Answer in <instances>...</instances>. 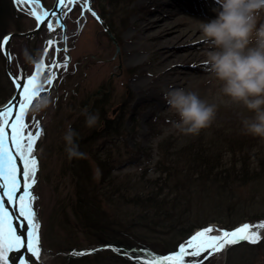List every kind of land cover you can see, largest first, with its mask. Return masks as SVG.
I'll return each mask as SVG.
<instances>
[{
	"label": "rangeland",
	"instance_id": "1",
	"mask_svg": "<svg viewBox=\"0 0 264 264\" xmlns=\"http://www.w3.org/2000/svg\"><path fill=\"white\" fill-rule=\"evenodd\" d=\"M6 2L7 0H5ZM79 2V6L68 4L66 7V22L68 24V15L71 14L70 16H72L75 25H73V29L67 26L66 36L68 40L64 48L62 47L63 32L59 30L56 39L59 41L60 52H55L56 46H53L51 52L55 56H51L50 64L56 58L62 64L64 59L71 57L66 70L64 67H59L60 74L57 75L58 80L55 79L58 87L55 85L52 89L51 85L48 84V90L54 97L55 103L39 116L34 117L28 111L25 117L33 132L39 126L45 129V133L36 142V152L34 154L40 162V168L36 173L37 183L33 185V191L37 197L34 207L41 222V257L48 264H60L56 260V252L65 244L86 247V245L89 246L88 242L90 240L97 241L100 239L99 231L93 230V233L88 234L81 225L76 223V219L70 212V204L75 201V192L74 182L69 175L71 160H69L65 150L66 142L64 139V133L69 124L78 132L77 137L84 139L87 143V149L91 151L87 152L85 164L92 173L93 179L98 184H103V181H101V168L93 157V155H99L103 159H107L105 161L106 173L112 171L115 176L114 179L119 182L124 180L128 183L129 181H138L137 178L140 176H144L145 179H153L158 176L156 162L162 153L159 143L163 139L171 137L170 144L177 147V149L190 139L201 140L208 147V144L212 145V141H216L219 135H222L217 134V132L228 134L235 129H239L240 122L243 123L245 117L254 115L243 104H236L222 97L221 84L210 71V66L201 62L198 63L195 58L191 57L182 62L183 66L204 75L196 83L194 82L195 78L182 72V75L187 76L190 80H182L177 86L186 88L189 91H196L207 101L217 103L218 110L211 125L202 129L199 134L186 135L180 133L174 127V121L179 118L178 114L167 103L165 97H162V93L172 86L171 82L163 77L162 70L165 67H158L153 69V73L150 72L152 55L150 49H147L144 58L136 63L122 62V57L127 56L129 46H132L139 39L140 30L136 23L146 13V8L150 11L155 7L156 0H112V4L109 0H89L90 9L84 7V0H79ZM157 2L163 3L169 2V0H157ZM204 3L206 7H211V9L218 6L216 0H208ZM193 5L189 0H184L176 7L163 6L161 11L167 13L172 12L174 8L182 7V10L185 11L177 13L175 19H171L172 22L178 23L181 20L198 17V13L192 11ZM69 8L72 10L68 11ZM4 9L6 10L3 17L4 25H1L0 35L7 31L24 30L34 26L33 20L22 16L18 18L12 14L9 11L8 4H5ZM93 10L96 11L99 19L92 14ZM162 16V14H157L154 17L159 18ZM87 22H89V26L91 25L92 35L97 39V44H91L86 38L88 35L87 29L89 28L86 29ZM154 25L155 22L149 28L157 29ZM105 26L111 30V35L107 32ZM168 29L170 27L167 26L160 29L158 35L162 37L167 34L170 35L171 31L167 32ZM191 38L187 37L185 43H190ZM15 40L17 45L13 48L17 53H20L25 40L19 38ZM100 62H106V64L112 62L116 71L108 70L103 76L102 74L91 76V73H88L90 67ZM193 72L191 75L195 73ZM143 78H147L150 83L145 87L147 88L146 96L143 95L144 92L140 85V80ZM13 92L14 89L6 77L5 64L0 58V104L11 97ZM85 108L92 112H99V125L93 128L87 126L85 123ZM103 117L111 119V125L117 127V129L106 130ZM33 118L42 119V123L40 125L33 124ZM234 133L236 132L231 134ZM220 147L225 148L223 145H220ZM211 148H215V145L209 149ZM257 151L258 149L254 150V152ZM228 152L227 155H230L231 152ZM261 153L264 157V151ZM230 160H228V163H230ZM228 195L238 200L237 202L245 204L246 210L240 215L249 214L247 217H242L243 219L234 222L233 225L242 222L241 224L250 223L255 226L264 221V180L240 185L223 194V196ZM214 196L218 195L213 193L207 199L209 204L211 203L210 199L212 200ZM198 205L200 206V201H198ZM105 208V215L109 218L107 221L112 224L105 225L106 227L102 226L105 227L103 230L110 231L114 229V232L119 236L127 235L128 231L131 235L142 234L156 242L155 244L148 241V246L151 249H161L164 242L174 246V243L177 242L176 239L179 240V238H176L177 235L170 233L171 228H160L164 233L156 234L146 228L149 223L148 220L139 222L140 219L138 218L131 225L126 226L127 228L117 230L119 228L115 224H118L119 220L133 217L131 215L139 212V209H132L130 205L127 209L123 207L124 212L117 205L113 207L107 205ZM195 216L198 217V215ZM229 217L232 220L233 217L231 215ZM143 224L145 225L143 226ZM171 225L173 224L170 222L168 226ZM209 225H212L214 230L218 228L230 229L233 226L229 225L227 227L219 221H212ZM124 229L125 231H123ZM261 235L264 236V229L261 231ZM94 247L96 246H92V248ZM139 250L137 248L129 251L139 252ZM205 255H207L206 252L202 253L201 257ZM238 255L237 253L236 256H232L229 263V251L224 248L208 256L203 262L206 264H243L240 262ZM240 256L243 257L241 254ZM186 259L190 258L186 257ZM256 259L255 264H264L263 250L258 252Z\"/></svg>",
	"mask_w": 264,
	"mask_h": 264
},
{
	"label": "trees",
	"instance_id": "2",
	"mask_svg": "<svg viewBox=\"0 0 264 264\" xmlns=\"http://www.w3.org/2000/svg\"><path fill=\"white\" fill-rule=\"evenodd\" d=\"M5 4H7L5 0H0V29L1 25H4ZM9 11L13 14L11 7ZM0 58L3 60L1 53ZM6 77L12 86L10 78L7 75ZM103 122L106 124V130L117 129L111 125V119L103 117ZM233 132L236 133L231 134ZM218 133L222 135H219L216 141H212V145L208 144V147L201 140L190 139L177 149L170 144L171 137L163 139L159 143L162 153L156 162L158 176L153 179L140 176L137 178L138 181L119 182L114 179L112 171L105 172L107 159L93 155L101 168V181L103 184L106 183L98 184L85 164L86 156L72 159L69 175L74 182L75 201L70 204V212L76 223L88 234L93 233V230L99 231L100 239L90 240L89 246L86 247L65 244L56 252V260L60 264H135L132 257L124 254L126 250L139 248V252H131L134 257L145 248L151 249L148 241L156 244L151 238L142 234L131 235L128 231L127 235L119 236L114 229L103 230L105 225L112 224L107 221L109 218L105 215L107 205L108 207L117 205L123 212V207L127 209L129 205L132 209H139V212L131 215L133 217L119 220L120 222L115 224L119 228L117 230L127 228L126 226L131 225L137 218L140 219L139 222L148 220L146 228L156 234L164 233L160 228H171L170 233L177 235L176 238L179 240L176 239L174 246L163 241L161 249H151L158 254L176 250L179 243L186 240L196 229L206 227L212 221H219L228 227L247 217L249 214L240 215L246 210L244 203H239L234 197L223 194L240 185L264 180V157L261 153L264 151V138L247 133L242 122L239 129L228 134ZM76 139L83 151L91 152L87 149L84 139L81 137ZM214 145L215 148L209 149ZM255 149L258 151L254 152ZM228 151L231 152L230 155H227ZM213 193L218 196H214L213 201L210 199L209 204L207 199ZM229 215L233 217L232 220ZM170 222L174 226H168ZM104 245H115L119 251L112 247L103 248ZM92 246L96 247L92 248ZM85 249L96 250L84 255H72V250ZM260 250L264 251V239L257 244L241 242L228 250V262L230 263L231 257L238 253V258L243 264H255Z\"/></svg>",
	"mask_w": 264,
	"mask_h": 264
},
{
	"label": "snow or ice",
	"instance_id": "3",
	"mask_svg": "<svg viewBox=\"0 0 264 264\" xmlns=\"http://www.w3.org/2000/svg\"><path fill=\"white\" fill-rule=\"evenodd\" d=\"M23 0H18L22 3ZM31 3V0H29ZM76 0H67V4L75 5ZM60 6H66V0H59ZM42 10L32 11V15L38 21L41 31L55 34L58 29L66 27L60 21L62 17L55 12H49L43 5ZM84 7L90 9L89 0H84ZM72 9L69 8L68 11ZM92 14L99 19L98 14L93 10ZM55 17V23L53 22ZM68 37L64 36L66 42ZM10 37L4 36L2 44L8 45ZM45 56L54 45L55 52H60V47L54 38L46 41ZM67 51V49H65ZM11 59V52L7 53ZM71 57L63 60L62 64L53 61L51 64L43 61L44 69L49 73V84L57 78V72L53 69L59 67L67 68ZM39 71V66L37 67ZM29 70L24 69L21 79L16 74H11L16 82L19 94L15 97V102L6 104L0 109V264H12L10 253L24 248L30 255L22 256L19 264H40L41 258V222L37 216L34 202L37 197L33 191V185L37 183L36 173L40 168V162L36 152V142L45 133V129L39 126L35 132L29 127L25 117L28 109L36 96V72L28 74ZM15 111V115L13 112ZM35 125H40L39 119L33 118ZM9 205L11 207H9ZM15 209V213L12 211ZM26 229V234H21L18 229ZM260 229H264V221L257 225L244 223L233 229L218 228L214 230L212 225L200 228L192 233L186 240L179 243L176 250L158 254L151 249H143L136 256H132L130 251H125V255L132 257L135 264H203V261L214 252L224 249L228 245H234L241 241L257 244L264 236ZM102 247H112L119 251L115 245H104ZM96 249L83 251L72 250V255H84ZM207 255L201 257L202 253ZM189 257L190 259H186Z\"/></svg>",
	"mask_w": 264,
	"mask_h": 264
},
{
	"label": "clouds",
	"instance_id": "4",
	"mask_svg": "<svg viewBox=\"0 0 264 264\" xmlns=\"http://www.w3.org/2000/svg\"><path fill=\"white\" fill-rule=\"evenodd\" d=\"M211 19L199 22V39L208 47L204 63L221 84L222 97L243 104L254 115L243 120L244 130L264 138V0H216ZM23 60L36 72V96L29 106L39 116L55 103L48 90L50 75L43 67L45 49L35 54L30 46L21 50ZM39 66V71L37 67ZM167 103L178 114L174 127L180 133L197 135L214 121L218 104L202 98L196 91L173 87L164 93ZM89 128L100 124L99 112L85 108ZM78 132L68 125L64 133L69 160L87 155L76 139Z\"/></svg>",
	"mask_w": 264,
	"mask_h": 264
},
{
	"label": "bare ground",
	"instance_id": "5",
	"mask_svg": "<svg viewBox=\"0 0 264 264\" xmlns=\"http://www.w3.org/2000/svg\"><path fill=\"white\" fill-rule=\"evenodd\" d=\"M4 1V0H3ZM184 0H169V2H163L159 3L156 0L155 7L147 10L146 13H144L141 16V20H139L136 25L138 26V29L140 30L139 39L132 45L129 46V49L127 50V56L122 57V62L128 61V62H138L139 60L143 59L146 50L150 49L151 60H150V72L153 73V69H157L158 67H165L162 70L163 77L167 79V81L171 82V88L178 87L179 82L182 80L188 81L190 80L187 76L182 75L183 73H187L191 77L195 78L194 82H199V79L202 74L201 72H193L190 68H185L183 66L182 62H185L186 60L190 59L191 57L195 58V60L204 63V60L206 59L205 49L208 47V45L201 41L199 39L201 33L199 31V22L205 21L211 19L216 13L211 9V7H206L204 4V1L208 0H189L193 5L192 11L197 12L198 17L196 18H188L186 20H181L178 23L172 22L171 19H175V16L177 13H181L182 7L180 8H174L172 12L163 13L161 11V8L167 7V6H173L176 7L183 3ZM109 2L112 4V0H109ZM58 3V0H56V4ZM79 0H76L77 6H79ZM8 7L12 8L13 11L16 10L15 6L10 3V1L7 0ZM66 5L67 0H66ZM211 6V4H210ZM61 9L64 8V6H59ZM189 7V6H188ZM56 8V9H55ZM81 8V7H78ZM58 7L54 5L52 9L49 10V12H55L58 16L62 17L61 23L65 24L70 27V29H73V25H75V22H73L71 14L68 15V24L65 21L67 20V16L65 20L63 19V15H59L56 10ZM95 11V10H94ZM187 11V10H186ZM96 12V11H95ZM154 13V14H152ZM157 14H162V17H154ZM75 18V17H74ZM155 22L154 27H157V29L149 28V26H152V23ZM192 22V23H191ZM175 23V24H174ZM190 23V24H189ZM170 27L167 32L171 31L170 35H164L163 37L158 35V31L160 29H164L165 27ZM89 27V28H88ZM88 28V29H87ZM106 28V26H105ZM87 29V37L88 41L92 44H97V39L92 35V29L91 25L89 26V22L86 24ZM85 29V30H86ZM107 32L111 35V30L107 27ZM34 31V30H33ZM42 32V31H41ZM11 33H19L16 31H13ZM39 33V31H38ZM76 34V32H75ZM82 35V33H81ZM130 37V35H129ZM187 37H192L190 39V43L187 42ZM135 38V37H132ZM85 42V41H83ZM87 42V41H86ZM184 43V44H182ZM152 48V49H151ZM103 53V52H102ZM102 55V54H101ZM87 56V55H86ZM99 57V56H98ZM195 61V62H197ZM114 62V61H113ZM114 65L111 63L106 64V62H100L96 65H92L89 69V74L97 75V74H103L106 73L108 70H115L116 68L113 67ZM194 74L191 75L192 72ZM153 75V74H151ZM160 79V77H158ZM58 80V77L56 78ZM149 81L147 78H143L140 80V85L143 89V95L146 96V90L147 85H149ZM145 88V89H144ZM168 91V90H166ZM165 91L162 93V97L164 96ZM242 222L238 223L241 224ZM236 228L231 227L230 229Z\"/></svg>",
	"mask_w": 264,
	"mask_h": 264
},
{
	"label": "flooded vegetation",
	"instance_id": "6",
	"mask_svg": "<svg viewBox=\"0 0 264 264\" xmlns=\"http://www.w3.org/2000/svg\"><path fill=\"white\" fill-rule=\"evenodd\" d=\"M10 3L12 5L15 6L16 10L13 11V14L15 16H17L18 18H20V16L24 17V18H27V19H30V20H33L34 21V26L33 27H28L24 30H11V31H7L3 34L0 35V44H2V38L4 36H6L7 34L13 32V31H16V32H19V33H29V32H32L33 30H35L38 26V21L35 19V17L31 14L33 9L35 8L36 10H42L41 9V5H43L44 8H47L48 10L52 9L54 7V5H56V0H31V3H29V0H23L22 3H18V0H9ZM67 5L64 6V8L62 9V13L61 15H63V19L65 20L66 18V13H67V9H66ZM4 17V15H3ZM55 17H53V22L55 23ZM66 23V21H65ZM61 30L63 33H62V47L64 48L66 42L64 41V36L67 34L66 33V30L67 28H63V29H58L57 32ZM57 32L55 34H50L49 32L47 31H42L41 30L39 31V33H34V34H31L29 36H26V35H21V36H15L12 38L10 44H11V48L9 49V51L11 52V68L13 70V72L17 75V76H20L21 79L23 78L22 76V73L24 71V69H28L29 72L28 74H33L34 73V68L32 66H30L29 64L25 63L24 60H23V56H22V53H17L13 46L17 45L15 44L16 42V38L18 40L19 39H23L25 40V43H24V46L25 45H28L31 47L33 53L35 54V52L37 51L38 48H46L47 47V44H46V41L48 38H54L56 41H57V44L59 45V41L56 39V35H57ZM56 46V45H54ZM60 47V46H59ZM53 48V47H52ZM5 45H3L2 47H0V53H1V56L3 58V62L5 64V73L6 75L10 78L9 76V73L7 71V56L5 55ZM52 52V49L49 50L48 52V55L45 56V63H48L50 64V59H51V56H53V54H51ZM55 61H57L59 63V60L56 58ZM54 71L57 72V75H59L60 73V69L57 68V69H54ZM11 83H12V87L15 91V86H14V83L13 81L10 79ZM51 85V88L53 89V87L57 84H56V81L54 80ZM14 93V92H13ZM41 123H42V119H40Z\"/></svg>",
	"mask_w": 264,
	"mask_h": 264
},
{
	"label": "water",
	"instance_id": "7",
	"mask_svg": "<svg viewBox=\"0 0 264 264\" xmlns=\"http://www.w3.org/2000/svg\"><path fill=\"white\" fill-rule=\"evenodd\" d=\"M56 6L58 7V9L56 10V12H57L59 15H61L62 9L59 7V6H60V5H59V0H58V3L56 4ZM55 9H56V8H55ZM50 13H51V12H50ZM40 30H41V27H38V26H37V28H36L34 31L29 32V33H10V34H8V35H6V36H9V37H10V41H9V43H10L11 40H12V38H13L14 36H21V35L29 36V35H31V34L37 33V32L40 31ZM5 47H6V49H5V55L7 56V71H8V73H9L11 79L13 80L11 74H14V73H13V71H12V69H11V59H9V57H8V55H7V53L9 52V48H8V45H5ZM13 81H14V80H13ZM14 83H15V87H16V82L14 81ZM18 94H19V92H18V89L16 88V92H15L14 96L12 97V99H10V101H9L7 104H10V103L15 102V97H16ZM5 105H6V104H5ZM5 105L0 106V109H2ZM13 115H15V111L13 112ZM0 191H2V188H0ZM9 207H11V206L9 205ZM12 211L15 213V209H12ZM262 230H263V229H260V232H261ZM18 231H20L21 234H26V229H24V228H20V229H18ZM241 242H242V241H241ZM239 243H240V242H239ZM237 244H238V243H237ZM234 245H235V244H234ZM231 246H233V245H228V246L225 247V249L227 250V249H229ZM26 255H30V254L26 253V250H25L24 248H21V249H19V250H15V251H13L12 253H10V260H11L12 264H19V259H20V257H22V256H26ZM40 264H46V263L43 262V261L40 259Z\"/></svg>",
	"mask_w": 264,
	"mask_h": 264
}]
</instances>
